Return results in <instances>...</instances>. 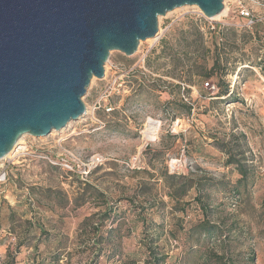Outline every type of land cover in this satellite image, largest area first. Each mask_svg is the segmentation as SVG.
I'll return each mask as SVG.
<instances>
[{
	"label": "rangeland",
	"instance_id": "1",
	"mask_svg": "<svg viewBox=\"0 0 264 264\" xmlns=\"http://www.w3.org/2000/svg\"><path fill=\"white\" fill-rule=\"evenodd\" d=\"M224 1L215 19L194 6L159 17L157 37L134 55L110 53L81 118L23 136L4 162L0 264H145L150 246L164 264H264V0ZM213 40L230 98L217 97L216 79L193 83ZM149 118L160 122L151 141ZM182 154L186 165L169 173ZM204 220L209 234L193 229Z\"/></svg>",
	"mask_w": 264,
	"mask_h": 264
},
{
	"label": "water",
	"instance_id": "2",
	"mask_svg": "<svg viewBox=\"0 0 264 264\" xmlns=\"http://www.w3.org/2000/svg\"><path fill=\"white\" fill-rule=\"evenodd\" d=\"M185 6L208 19L224 10L222 0H0V160L22 136L81 118L110 53L134 55L159 17Z\"/></svg>",
	"mask_w": 264,
	"mask_h": 264
},
{
	"label": "trees",
	"instance_id": "3",
	"mask_svg": "<svg viewBox=\"0 0 264 264\" xmlns=\"http://www.w3.org/2000/svg\"><path fill=\"white\" fill-rule=\"evenodd\" d=\"M259 27H260V24H255L253 27L254 34L256 36H258ZM217 31L213 32V36L216 35ZM197 35H198L197 40H200L201 34L198 32ZM213 42L215 43V46H214V57L212 60V64L209 68L205 67L204 63H200L198 67L195 66L194 68L199 69V72L197 71V73L193 74V83L197 84L202 80L216 79V88L218 90L217 97L228 96L227 98H230L232 94H230V91H229V84L224 80V77L226 75V69H225L226 64L223 63L219 55L218 42L216 40H213ZM260 70L262 71V74L264 76V61L260 65ZM178 105L182 109H184L187 113L190 112V108L187 107L186 104H184L183 102H179ZM226 163L227 165L236 164V163H233L231 155L227 158ZM238 171L241 175V179L242 180L245 179L246 178L245 170L238 167ZM141 222L143 225L146 226L145 220L141 219ZM193 229H201V232L209 234L212 231L213 226L209 224V222L204 220L198 223ZM164 262H165V256L158 254L150 246L148 250V258L146 259L145 264H164Z\"/></svg>",
	"mask_w": 264,
	"mask_h": 264
},
{
	"label": "built area",
	"instance_id": "4",
	"mask_svg": "<svg viewBox=\"0 0 264 264\" xmlns=\"http://www.w3.org/2000/svg\"><path fill=\"white\" fill-rule=\"evenodd\" d=\"M242 16H244L245 18L249 19V22H248V26H251L254 24V21L252 20V17L250 15V13L248 12V10L244 9L243 12L241 13ZM155 81L154 80H151V83H153ZM208 85V84H207ZM119 87V85H118ZM214 88V87H212ZM112 93L111 90H109L108 92H106L105 94H103L99 100L96 102L95 104V108H96V105H97V109L98 108H101V103L102 101L105 99H107L110 94ZM184 99V98H183ZM186 101V99H184ZM108 105V104H107ZM103 109L106 113H111L113 112L114 108L112 106H103ZM7 161V158H4L2 160H0V199L1 197H4V191L2 189V187L4 186V184L6 183V181L8 180V175H9V172L7 170V167L4 166V162ZM76 161L75 158H73V160L69 159L68 158V161H65V163L62 165V167L66 170H72V165L71 163ZM99 159H92L91 162H90V165H94L95 163H98ZM186 162H188V160L184 157V155H180L178 158H174V159H171L170 162H169V165H168V168H169V173H180V170L186 165ZM191 163V162H189ZM192 167L189 165V169H191ZM85 175V174H84ZM10 241H14V238H10Z\"/></svg>",
	"mask_w": 264,
	"mask_h": 264
},
{
	"label": "bare ground",
	"instance_id": "5",
	"mask_svg": "<svg viewBox=\"0 0 264 264\" xmlns=\"http://www.w3.org/2000/svg\"><path fill=\"white\" fill-rule=\"evenodd\" d=\"M223 5L225 6V1L223 2ZM194 7L196 8V6H194ZM224 12H225V9H224V11L219 16H217L215 18L221 17L224 14ZM156 37L157 36H155L154 39ZM149 40H151V39H149ZM159 127H160V122L153 121L152 119L149 118L148 121H147V124L145 126V131L143 132L144 133V137L147 140H149V141L155 140ZM22 139H23V136L16 142V144L13 146V148L10 150V152L4 158L10 157L11 155H13V153H15L18 150L17 148H18L19 145H21Z\"/></svg>",
	"mask_w": 264,
	"mask_h": 264
}]
</instances>
